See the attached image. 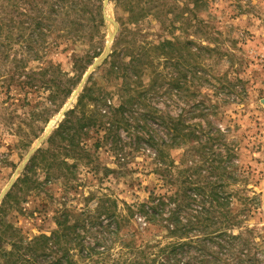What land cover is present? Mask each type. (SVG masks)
I'll list each match as a JSON object with an SVG mask.
<instances>
[{"label": "trees", "instance_id": "obj_1", "mask_svg": "<svg viewBox=\"0 0 264 264\" xmlns=\"http://www.w3.org/2000/svg\"><path fill=\"white\" fill-rule=\"evenodd\" d=\"M157 1L117 0V3L130 7L131 12L138 8L140 17L135 15L134 23H139L145 17L156 15ZM201 1L204 0H195V6L202 4ZM87 5L88 0H0V43L6 48L0 51V59L3 57L13 63L11 74L0 80V87L8 98H15L12 95L14 85L24 92V101L15 98L11 104L15 108L31 106L30 95L44 89L50 93V104H55L58 97L63 98L55 110L59 112L79 86L93 60L101 52L75 59V76L67 79L70 82L68 86L65 84L66 79L63 80L67 74L50 55L61 47L58 41L60 32H71L68 28H61L58 23L74 12L83 14ZM101 7V4L96 6L99 26H103ZM14 10L18 12L19 20ZM190 11L189 3L185 2L175 17L170 19L171 22H179L182 27L190 20ZM170 13L164 12L163 15L169 18ZM21 16L27 19L23 20ZM13 44L22 45L23 56L16 53L10 59L8 49ZM190 45L191 40L176 37L150 46V49L159 52L165 65H178L180 76L173 83L176 88L184 90L188 97L190 89L183 86L181 77L187 78L188 72L195 74L196 68L201 65L198 58L194 60L199 53H194ZM120 54L113 53L115 58L111 62V71L118 73L122 81L121 104L109 106L105 96L99 103L104 101L110 108H102L97 103L95 109L87 112L84 107L92 99L93 93L91 75L78 96L75 108L66 112L63 121L47 140L49 148L37 150L14 187L24 188L25 193L50 186L55 177L62 180L61 193L63 199L67 200L71 193H78L82 185L78 178L80 164L91 167L90 172L95 175L100 170L104 171L105 177L117 173V168L100 163L99 152L103 148L107 149L121 160L119 155L124 145L120 129L130 134L133 127L131 115L135 112H142L136 128L147 131L150 122L157 121L165 129L159 130L163 131V135H154L149 131L144 134L138 130L143 134L137 137L138 144L144 143L147 148L151 147L146 151L151 153L148 156L155 161L154 172L161 177V183L155 185L143 201L124 202L125 211L122 213L119 200L108 193H93L86 198L87 203L96 201L94 210L68 206L66 201H61L62 205L57 207L54 217L57 227L51 233L32 238L24 236L19 228L6 219L13 201L10 191L0 206L2 264H106L109 260L110 264H262L264 260L253 253L256 243L253 244L249 239L246 244L240 243L236 241L239 236H232L228 229L241 226L250 217H257L263 224L264 198L259 193L250 200L242 194V190H227L240 178L235 173L236 164L231 160L234 154H215V146L226 134L219 127L212 128L211 122L209 126L212 129L208 131L199 122H189L190 111H198L194 117L207 115L205 101L190 105L188 109L183 106L175 116L170 111L156 108L153 105L154 92L158 90V78H163L165 73L161 74L152 68L153 57L149 52H131L128 54L131 56L129 62H125ZM180 66L186 71H181ZM150 68L153 69L152 79L145 83L143 73ZM213 107H217V104ZM78 110L81 111L78 113ZM27 113L33 115V122L39 120L38 111ZM50 118L46 116L44 122L48 123ZM7 123L11 127V134L18 137L16 144L21 143L25 147H30L45 129L40 127L37 132L31 123L29 132L25 131L21 122L16 123V117ZM88 139L94 140L92 145L87 143ZM184 146L191 147L188 157L193 154V159H202L201 162H192L184 157L180 161L182 166H177L175 160L170 158L169 150ZM207 150L213 155L210 159L206 157ZM228 150L232 151L231 148ZM231 161L235 168L228 165ZM206 163L209 165L206 166ZM39 169L46 174L44 182L35 177ZM204 170L210 176H215V179L205 176ZM105 177L97 176L96 179L103 182ZM247 229L252 232L250 227ZM116 244L120 245V255L113 257Z\"/></svg>", "mask_w": 264, "mask_h": 264}, {"label": "rangeland", "instance_id": "obj_2", "mask_svg": "<svg viewBox=\"0 0 264 264\" xmlns=\"http://www.w3.org/2000/svg\"><path fill=\"white\" fill-rule=\"evenodd\" d=\"M88 1L89 5L83 14L74 12L70 16H66L64 20H59V26L68 28L71 32H60L58 41L61 42V47L59 51H53L50 57L61 64L62 71L67 74L63 80L66 79L65 84L68 86L70 82L67 79L75 76V59L88 57V55L95 56L96 52L101 53L93 60L85 73L79 84L82 87L78 86L75 89L59 112L55 110L63 98L58 97L55 104H50V100H48L50 93L47 90L42 89L31 94V106L15 108L11 104L15 98H21L24 101V92L14 85L12 95L15 98H8L0 87V196L14 178L32 147L47 129L51 128V132L38 149L49 148L47 140L63 121L66 112L75 108L78 96L91 75L90 82L93 83V93L92 99H89L84 107L87 112L95 109L99 100L105 96L109 106L117 107L121 104L122 81L118 78V73L111 71V62L115 58L113 53L120 52V56L123 55L125 62H129L131 56L128 54L141 51L149 52L153 57L152 68L161 74L165 73L163 78L162 76L158 78L156 86L158 90L154 92L156 94L153 105L165 112L170 111L171 115L175 116L183 106L188 109L190 105L201 100L205 101L207 115L202 118L194 117L198 111H190L189 122H199L207 131L219 127L226 134L225 138H221L215 146V154L216 152L234 154L231 160L235 162L237 168L235 173L240 178L233 185H229L227 190L230 192L236 189L242 190V194L248 196L250 200L259 193H262L264 198V0H204L198 7L195 6V0H166L165 4V0H158L156 3L158 9L154 13L156 15L145 17L139 23H134L135 15H140L138 8L131 12L130 7L119 6L117 0ZM185 2L189 3L191 8L190 20L188 19L185 25L180 27L181 23H172L170 19L175 17V13L179 12L180 6H183ZM99 4L102 6L103 26H99L98 22L96 6ZM164 12L172 13L167 18L163 15ZM14 14L19 20L18 12L15 11ZM105 15L112 18L113 21L105 20ZM21 19L24 20L27 17L21 16ZM78 19H80L79 22H77ZM172 24L176 25L169 26ZM112 33H115V36L109 42ZM176 37L185 41L191 40L190 46L194 53H199L194 57V60L198 58L201 64L196 68L197 72L195 74L188 72L187 78L181 77L183 86L190 89L189 97L184 90L176 88L173 83L174 79L176 81V78L180 76V72L177 70L178 65L173 63L165 65L159 52L150 49V46L157 45L164 39ZM108 44L111 48L109 57L94 68L95 61L99 59ZM4 49L6 48L0 43V51ZM23 50L21 44H13L8 49V53L11 55L10 59L16 53L20 57L23 56ZM191 60L193 59L191 58ZM12 68V61H7L2 57L0 59V72L2 73L0 80L11 74ZM152 70L150 68L144 71L143 81L145 83H149L152 79ZM180 70L186 71L183 66H180ZM103 102L99 103L102 108H110ZM22 103L19 102V104ZM212 104H217V107H213ZM30 111H38L40 114L38 121L33 122V115L27 113ZM80 111L78 110V113ZM141 114L142 112H135L131 115L133 127L130 134L124 129H120L124 145V149L119 155L122 164H120L119 157L107 149L103 148L99 152L100 163L113 169L117 168L119 170L117 173L105 177L104 171L100 170L99 174L95 175L90 172L91 167L80 164L78 178L82 185L79 187L78 193H71L70 199L65 200L61 193L62 180L55 177H53L50 186L25 193L24 188L21 190L14 187L22 176V172L3 198L4 200L7 194L12 191L11 199L13 201L9 206L6 219L19 228L24 236L32 238L42 233H51L57 227L54 217L57 207L62 205L61 201H66L68 206L73 205L94 210L96 201L87 203L86 198L93 193L101 195L108 193L119 200L121 208L119 210L122 213L125 211L124 202L134 203L146 199L149 191L161 183V177L154 172L155 161L148 156L151 153L146 151L151 147L147 148L144 143L138 144L137 137L139 134H143L138 130L143 131L144 134L149 131L154 135L157 133L163 135L165 129L157 121L150 122L151 125L149 124L147 131L141 127L136 128V122ZM46 116L51 117L48 123L44 122ZM12 117H16V123L21 122L25 131L29 132L31 123L34 124L37 132L40 127H45V129L30 147H25L21 143L17 145L18 137L11 134V127L7 123ZM209 122L212 123V128L211 125L209 126ZM159 130L163 131L159 132ZM93 142V139H88L87 143L92 145ZM228 148H231L232 151ZM190 151L191 147L189 146L170 148V158L175 160L177 166H182L180 161L184 157L192 162L198 160L193 159V154L188 157ZM206 157L210 159L213 155L207 150ZM201 160L198 161L201 162ZM208 165L206 163V166ZM228 165L235 168L232 161L228 162ZM38 171L39 173L35 177L44 182L45 172L41 169ZM203 174L211 180L215 179V176H210L206 170L203 171ZM97 176L105 177V180L99 181L96 179ZM3 200L0 202V206ZM245 220L241 226L231 227L228 231L232 236H239L240 238L238 237L236 241L240 243L246 244L248 239L253 244L256 243L253 253L258 254L264 260V223H260L257 217ZM249 227L252 232L248 231ZM6 247L10 248L8 245ZM239 249L240 246L238 252ZM114 253L113 257L120 255L119 244L115 245ZM106 262V264H110L111 260ZM0 264H2L1 258ZM262 264H264L263 261Z\"/></svg>", "mask_w": 264, "mask_h": 264}, {"label": "water", "instance_id": "obj_3", "mask_svg": "<svg viewBox=\"0 0 264 264\" xmlns=\"http://www.w3.org/2000/svg\"><path fill=\"white\" fill-rule=\"evenodd\" d=\"M105 20H109V21H113L112 18L108 17L105 15ZM115 36V33L111 34L110 37V41L111 42L113 40ZM110 45L108 44L104 50V52L102 53V55L99 57V59H97L93 65V67H97L99 66V64L103 63L110 55ZM82 85L79 86V88H81ZM51 132V128L45 132V134H43V136H41L39 138V140L36 142V144L32 147V149L30 150V152L28 153L27 157L24 159L23 163L20 165V167L18 168L14 178L11 180V182L9 183V185L7 186V188L5 189V191L1 194L0 196V202L3 200L4 196L6 195L7 191L13 186V184L15 183L16 179L19 177V175L23 172V170L25 169L26 165L28 164V162L30 161V159L32 158L33 154L35 153V151L41 146V144L43 143V141L47 138V136L49 135V133Z\"/></svg>", "mask_w": 264, "mask_h": 264}]
</instances>
